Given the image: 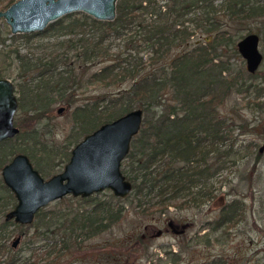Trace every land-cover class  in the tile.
Here are the masks:
<instances>
[{
    "label": "trees",
    "instance_id": "trees-1",
    "mask_svg": "<svg viewBox=\"0 0 264 264\" xmlns=\"http://www.w3.org/2000/svg\"><path fill=\"white\" fill-rule=\"evenodd\" d=\"M13 1L0 0V8H6ZM116 5L114 19L95 18L83 11L69 12L50 22L43 31H36L42 33L56 28L83 33L76 41L69 38L76 49L74 54L65 51L60 58V53L32 58L17 49L7 51L10 57L12 51L16 52L19 73L26 81L17 82L21 86L19 105L33 109L37 120L57 101L74 104L77 138L132 107H141L143 124L133 136L122 162L123 172L134 185L129 202H135L136 210L144 213L158 208L161 212L169 211L170 202L178 208L200 206L217 194L213 176L222 167L238 161L235 156L245 143L242 140L238 143L236 128L241 127V131L259 128L260 123L249 126L250 122L236 107L230 109L234 111L231 114L223 105L234 90L253 88L257 97L264 90V82L247 83L243 67L232 72L230 61L225 59L227 54H240L236 38L227 26L248 17L264 16V0H221L220 3L217 0H117ZM24 35L32 33L24 32ZM111 38L120 39L115 48L112 40L108 41ZM1 40L5 37L0 33ZM57 59L67 63V67L55 71ZM92 66L86 83H98L106 89L88 93L83 101H78L77 87ZM31 71H36L39 77L35 85L30 83L33 75L28 82ZM260 72V69L250 71V77ZM253 102L262 104L261 100ZM24 132L21 127L13 137L0 140V168L18 152L17 147L21 145L11 141L23 138ZM252 143L246 142L249 151ZM26 148L19 151L33 158V150ZM58 153L57 150L48 155ZM10 154L13 155L9 157ZM53 156L49 155L48 162ZM1 191L0 264H58V259L75 244L80 245L85 238L111 228L127 212L120 200H103L93 192L74 196L79 203L73 208L42 206L31 223L16 222L5 218L16 199L2 178ZM157 194L183 198L179 201L160 198L148 205V197ZM245 210L246 201L241 197L225 201L219 208V216L206 220L210 230L199 236L200 241L210 245L211 234L223 225V232L227 233L244 219ZM13 225L33 226L31 232L25 230L28 255L22 254L24 247L17 248L9 242ZM138 237L143 239L142 235ZM41 247H46L45 263L37 252ZM183 249L167 250L169 258L178 262ZM209 256L199 264L228 261L218 253Z\"/></svg>",
    "mask_w": 264,
    "mask_h": 264
},
{
    "label": "rangeland",
    "instance_id": "rangeland-1",
    "mask_svg": "<svg viewBox=\"0 0 264 264\" xmlns=\"http://www.w3.org/2000/svg\"><path fill=\"white\" fill-rule=\"evenodd\" d=\"M221 0H217L220 3ZM258 1V0H256ZM81 10H74L79 13ZM72 12V13H74ZM84 12V11H83ZM264 16L248 17L235 22H230L227 26L236 38V41L250 31H258L260 33V49L264 54ZM44 30V29H43ZM42 30V31H43ZM34 30L31 36H25L24 32H12L10 25L3 16H0V33L5 37L4 41H0V76H9L16 84L17 94L20 93V85L17 82H26L23 76L20 75L19 64L20 62L14 57L15 51H12L10 57V49H17L22 54H28L32 58L35 57H53L60 53L58 56H62L61 53L69 51L70 54H74L76 49L74 45H71L69 38L76 40L80 32H66L61 29H50L42 33ZM88 34V32L86 33ZM85 34V35H86ZM113 48H115L119 38H111ZM231 63L230 70L237 71L241 66L243 72L246 73V82H261L264 78V56L259 68L260 73L256 77H250V71L247 69V63L243 55L241 54H227L225 59ZM72 59V56H71ZM58 61L56 70L65 69L67 63L62 60ZM95 66L94 68H96ZM80 68V67H79ZM83 76V83L77 87V92L80 94L78 101H83V97L91 92H99L105 90L106 86H99L98 83H93L86 79L90 70ZM79 70V69H77ZM33 73V74H32ZM36 71H31L28 82L31 85H35V82L39 81V77ZM33 75V76H32ZM32 76V77H31ZM30 92V89H28ZM255 89L251 88L247 90H234L228 101L223 105V109L231 114L234 112L230 110L232 107H236L241 115L250 122L249 126L257 125L258 129H250L241 131V127H237L235 133H239V142H244L240 146V153L236 154V163L224 166L220 169V172L213 176L215 181L216 196L211 200L204 202L201 205H190L185 208H178L173 202L169 204V211L161 212L159 208L154 211H148V213L136 210L133 202H129L132 196L133 189L126 194V196H119L114 194L113 190L109 187L103 190L94 191L101 199L109 198L120 200L127 208L126 215L111 228L104 232L95 234V236L85 238L83 242L78 245L75 244L71 251H67L64 257L58 259V264H199L201 261L210 257L211 253H218L221 256L228 258L226 264H254L259 261V264H264V90L257 97ZM253 99V100H252ZM262 101L261 105L254 103V100ZM259 99V100H258ZM77 101V102H78ZM250 101V102H249ZM249 102V104H247ZM60 105L65 108L59 112ZM73 105H67L64 101H57L48 111L43 114L39 119H35L33 116L34 110L28 109V106L20 107L16 113V122L18 126H21L25 131L23 138L14 139L11 143H18L17 149L27 147L28 151L33 150V162L37 168H43L41 171L45 177H49L51 173H55L63 169L64 164L70 158V149L78 142L84 135L77 138L75 136L76 124L73 121L72 110ZM27 107V109H26ZM238 121H241L239 118ZM29 124V125H28ZM13 137V136H12ZM77 138V139H76ZM38 140V141H37ZM253 141L251 149L246 146V142ZM40 146L50 149L41 151ZM18 150V151H19ZM51 162H48V153H55ZM36 154H35V153ZM0 153L1 150H0ZM13 154H10L12 156ZM32 155V154H31ZM52 162H54L52 164ZM123 166V165H122ZM0 178H2V170L0 168ZM230 179V181H229ZM1 200H3V191L0 192ZM93 194V193H92ZM68 196H72L69 198ZM74 194H65L60 198L51 200V202L44 207H60L70 208L75 207L79 202L76 200ZM241 197L246 201V214L238 224L230 227L226 232H223L221 227L216 232L212 233V242L210 245L204 241H200L199 237L202 234L209 232L210 226L205 224L206 220L212 217L219 216V208L225 201L232 199V197ZM66 197V198H65ZM150 198L152 204L160 198L171 199V201H179L183 197H169L160 196L157 194L155 197ZM160 206V205H158ZM157 206V207H158ZM13 207L10 205V208ZM156 208V207H155ZM153 208V209H155ZM2 216V213H0ZM12 236L9 242L11 243L17 236H21V239L17 243V248L24 247L22 254L28 255L30 249L26 248L25 240L27 234L25 230L29 232L33 230V226L25 225L21 226L13 225ZM138 235H142L139 238ZM218 235L220 237H218ZM219 239H218V238ZM205 239V237H204ZM38 240L37 242H42ZM46 247L38 248L39 256H41V262L47 261ZM182 250L180 259L178 262L168 255L167 250Z\"/></svg>",
    "mask_w": 264,
    "mask_h": 264
},
{
    "label": "water",
    "instance_id": "water-1",
    "mask_svg": "<svg viewBox=\"0 0 264 264\" xmlns=\"http://www.w3.org/2000/svg\"><path fill=\"white\" fill-rule=\"evenodd\" d=\"M117 0H14L0 8L12 32L42 31L50 22L65 13L81 10L95 18L114 19ZM237 48L247 63L256 71L263 59L260 34L250 31L240 37ZM16 84L9 76H0V140L12 137L20 130L16 124L19 109ZM65 106L60 105L61 112ZM144 110L132 107L119 116L101 123L85 133L71 149L64 168L45 177L24 151H18L2 167V179L14 192L16 203L6 211L5 218L31 223L36 213L56 198L65 194L90 195L94 191L111 188L114 194L126 196L132 189L131 179L122 170L133 136L143 124ZM21 236L11 243L17 246Z\"/></svg>",
    "mask_w": 264,
    "mask_h": 264
},
{
    "label": "flooded vegetation",
    "instance_id": "flooded-vegetation-1",
    "mask_svg": "<svg viewBox=\"0 0 264 264\" xmlns=\"http://www.w3.org/2000/svg\"><path fill=\"white\" fill-rule=\"evenodd\" d=\"M16 88H17V87H16ZM18 95H19V94H18ZM19 108H20V106H19ZM18 110H19V109H18ZM16 124H17V123H16ZM17 125H18V124H17ZM19 127H20V126H19ZM20 129H21V127H20ZM19 131H20V130H19ZM19 131H18V132H19Z\"/></svg>",
    "mask_w": 264,
    "mask_h": 264
}]
</instances>
